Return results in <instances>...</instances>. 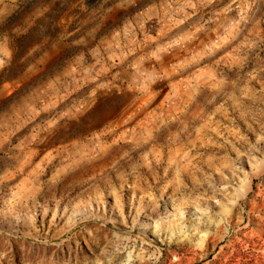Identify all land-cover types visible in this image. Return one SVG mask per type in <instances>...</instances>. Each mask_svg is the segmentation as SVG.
<instances>
[{
    "label": "rangeland",
    "instance_id": "1",
    "mask_svg": "<svg viewBox=\"0 0 264 264\" xmlns=\"http://www.w3.org/2000/svg\"><path fill=\"white\" fill-rule=\"evenodd\" d=\"M261 5L0 0V264H264Z\"/></svg>",
    "mask_w": 264,
    "mask_h": 264
},
{
    "label": "snow or ice",
    "instance_id": "2",
    "mask_svg": "<svg viewBox=\"0 0 264 264\" xmlns=\"http://www.w3.org/2000/svg\"><path fill=\"white\" fill-rule=\"evenodd\" d=\"M261 10H264V5H261ZM11 146L6 145L4 148V153L6 154ZM10 163L5 156H0V172H3L6 166ZM11 185L5 184L0 186V211L9 212L10 210H15V200L16 197L10 193L9 189ZM9 205L6 207L5 205Z\"/></svg>",
    "mask_w": 264,
    "mask_h": 264
}]
</instances>
